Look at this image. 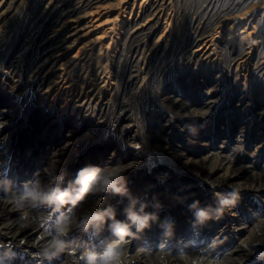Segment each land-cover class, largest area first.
<instances>
[{"label":"bare ground","instance_id":"bare-ground-1","mask_svg":"<svg viewBox=\"0 0 264 264\" xmlns=\"http://www.w3.org/2000/svg\"><path fill=\"white\" fill-rule=\"evenodd\" d=\"M0 69V264H40L51 237L54 209L16 206L24 182L118 161L159 217L130 238V264L264 254V0H0ZM233 188L235 206L193 223L189 205L215 208ZM127 202L105 194L98 207L123 220ZM106 238L107 226L93 238L73 229L51 264Z\"/></svg>","mask_w":264,"mask_h":264},{"label":"clouds","instance_id":"clouds-1","mask_svg":"<svg viewBox=\"0 0 264 264\" xmlns=\"http://www.w3.org/2000/svg\"><path fill=\"white\" fill-rule=\"evenodd\" d=\"M236 146L233 151H241ZM131 164L117 162L103 167L88 164L77 170L73 179L65 183V174L55 171L48 172V183H42L39 179L24 182L21 194L16 198V206L20 209H54L57 213L51 225V237L46 244L35 253L40 264L51 261L64 253L70 246L67 239L73 229L82 232L92 231L100 235L105 226L111 233V239L105 240L103 247H86L80 254L75 264H130L127 245L130 238H136L145 229L151 227L159 220L155 212H147V203L132 196L128 182L124 175ZM105 194H112L127 199V205L123 209L125 219H117L116 208L109 204L100 209L99 203ZM240 190L233 188L227 195L216 193L217 206L200 207L198 201L189 205L193 211L194 224L203 225L211 219H218L226 208L235 206L239 199ZM89 196L97 197L93 207L84 210L83 204ZM158 207V205H157ZM22 219L28 218V211H24ZM51 217L41 216V222L47 227ZM22 227L24 225H21ZM164 235H171L172 222H162ZM167 253L159 254V264H167ZM182 264H202L199 259H192L184 253L179 254Z\"/></svg>","mask_w":264,"mask_h":264},{"label":"rangeland","instance_id":"rangeland-1","mask_svg":"<svg viewBox=\"0 0 264 264\" xmlns=\"http://www.w3.org/2000/svg\"><path fill=\"white\" fill-rule=\"evenodd\" d=\"M110 10H112V9H110ZM80 44V43H79ZM0 72H1V69H0ZM13 79V78H12ZM12 79H11V77H7V81L10 83V84H13V81H12ZM50 97V96H49ZM50 98H52V97H50ZM64 100V98H62V97H60V99H58V101H63ZM27 125V124H26ZM148 159H149V161L151 160V157L150 156H148ZM152 161V160H151ZM141 166V165H140ZM84 234H86V236H88V237H90V238H93V237H95V234L92 232V231H89V232H87V233H85L84 232ZM99 241V240H98ZM259 262V261H263V263H264V254L262 255V256H260L259 258H256V259H253L252 261H251V263H253V264H255V263H257V261Z\"/></svg>","mask_w":264,"mask_h":264}]
</instances>
